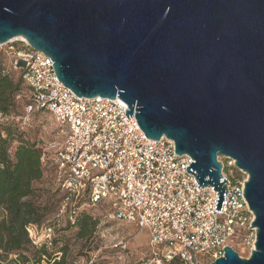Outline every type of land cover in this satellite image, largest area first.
<instances>
[{
	"label": "water",
	"instance_id": "1",
	"mask_svg": "<svg viewBox=\"0 0 264 264\" xmlns=\"http://www.w3.org/2000/svg\"><path fill=\"white\" fill-rule=\"evenodd\" d=\"M23 36L76 95L120 97L152 139L174 140L199 186L249 175L256 248L210 264H264V0H0V45Z\"/></svg>",
	"mask_w": 264,
	"mask_h": 264
},
{
	"label": "built area",
	"instance_id": "2",
	"mask_svg": "<svg viewBox=\"0 0 264 264\" xmlns=\"http://www.w3.org/2000/svg\"><path fill=\"white\" fill-rule=\"evenodd\" d=\"M0 48L21 62L23 82L30 88L24 113L4 119L25 128L34 112L46 111L58 124L60 140L39 148L43 167H54L65 193L59 217L73 220L83 200L88 206L107 203L110 219L148 232L149 252L137 264H210L224 256L225 246L251 255L256 215L244 194L249 175L235 159L219 158L229 190L219 211V192L212 185L199 186L189 172L191 156L178 154L166 136L149 138L136 115L128 116L123 99L76 95L60 81L53 59L25 40L16 38ZM35 229L29 228L31 237Z\"/></svg>",
	"mask_w": 264,
	"mask_h": 264
},
{
	"label": "rangeland",
	"instance_id": "3",
	"mask_svg": "<svg viewBox=\"0 0 264 264\" xmlns=\"http://www.w3.org/2000/svg\"><path fill=\"white\" fill-rule=\"evenodd\" d=\"M0 65L18 80L22 78L21 62L15 61L0 48ZM22 95L11 111L14 115H22L28 103L29 90L24 82L21 84ZM3 127V125H0ZM14 129L11 149L14 150L19 139L36 142L37 145H48L60 140L58 124L51 113L36 111L33 113L31 125ZM43 177L34 182L40 195L39 203L50 209L49 220L45 225L36 227L33 236L37 247L46 243L45 249L50 256L44 257L41 264H52L55 260L62 264H137L149 252V235L134 224L110 219L107 215V203L85 206V217L80 219L88 224V232L81 234V224L71 225L66 217L55 219L61 199L64 195L55 178V169L51 165L44 167ZM49 225H52L49 227ZM243 257H248L247 249L239 248Z\"/></svg>",
	"mask_w": 264,
	"mask_h": 264
},
{
	"label": "trees",
	"instance_id": "4",
	"mask_svg": "<svg viewBox=\"0 0 264 264\" xmlns=\"http://www.w3.org/2000/svg\"><path fill=\"white\" fill-rule=\"evenodd\" d=\"M22 83V78L13 79L0 65V125H3L0 127V264H41L44 257L50 256L46 243L37 247L29 232L31 226H47L51 212L47 205L39 203L40 195L34 187V182L45 172L41 150L36 142L22 138L12 150L13 127H21L4 119L12 114L18 96L22 95ZM64 199L65 193L59 208ZM85 206L87 201L83 200L73 220L67 219L71 225L81 224L82 235L88 232V224L80 219L85 215ZM59 208L55 219L59 218ZM52 264L62 262L55 260Z\"/></svg>",
	"mask_w": 264,
	"mask_h": 264
},
{
	"label": "bare ground",
	"instance_id": "5",
	"mask_svg": "<svg viewBox=\"0 0 264 264\" xmlns=\"http://www.w3.org/2000/svg\"><path fill=\"white\" fill-rule=\"evenodd\" d=\"M18 39H22V40H25V41H27V39L26 38H24L23 36H20V37H18ZM28 42V41H27ZM29 43V42H28Z\"/></svg>",
	"mask_w": 264,
	"mask_h": 264
}]
</instances>
